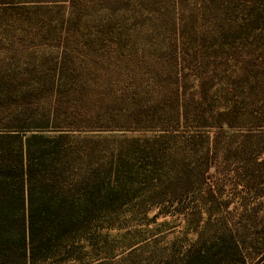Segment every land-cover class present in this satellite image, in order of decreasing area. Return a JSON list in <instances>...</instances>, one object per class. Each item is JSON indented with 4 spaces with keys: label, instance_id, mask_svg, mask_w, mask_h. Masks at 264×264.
<instances>
[{
    "label": "trees",
    "instance_id": "obj_1",
    "mask_svg": "<svg viewBox=\"0 0 264 264\" xmlns=\"http://www.w3.org/2000/svg\"><path fill=\"white\" fill-rule=\"evenodd\" d=\"M24 2L0 1V264H93L141 182L188 227L157 264H264L259 209L249 230L209 208L222 175L264 197V132H235L264 128V0Z\"/></svg>",
    "mask_w": 264,
    "mask_h": 264
},
{
    "label": "rangeland",
    "instance_id": "obj_2",
    "mask_svg": "<svg viewBox=\"0 0 264 264\" xmlns=\"http://www.w3.org/2000/svg\"><path fill=\"white\" fill-rule=\"evenodd\" d=\"M2 1V0H0ZM11 1V0H7ZM18 5H26L29 8L35 7L33 2H24L16 0ZM57 3L51 2L49 5L55 6ZM19 25L15 24L12 14L9 12L0 17V39L14 38L20 34ZM11 44V42H10ZM4 43H0V46ZM259 122L251 120L238 127L235 132L248 133L249 130L262 131L264 128H258ZM143 135V131H118L114 132L112 137L120 138L123 136ZM241 164H233L232 169L241 168ZM223 196L219 198L220 203L215 208L209 207L214 215L215 220L222 223H230L233 227H248L251 230V208L259 209L261 220H264V197L255 199L248 189L236 187L240 180L235 174L221 176L219 178ZM146 183H140L139 194L143 197L140 200L133 201L129 206L114 209L115 211L104 220V237L95 240L97 249L91 258L86 259L85 263L93 264H157L158 257L156 254V245L158 249L172 248L176 254L182 250V245L186 241L188 227L185 224L183 216L178 213L179 207L168 205H155L148 189L144 190ZM249 192V193H248ZM192 203L187 200V203ZM251 202L253 205H251ZM229 203L228 205H226ZM248 207L246 208L245 205ZM219 207V209H218ZM201 212L200 209H198ZM208 209L205 215H208ZM263 215V216H262ZM197 219L200 214L197 212ZM216 217V218H215ZM204 221L209 220L207 216L203 217ZM243 232V231H241ZM251 232V231H250ZM245 235H247L246 232ZM240 243L246 245L251 254V240L238 238ZM178 242V245L174 243ZM79 262H70L68 264H78ZM51 264H60L58 260ZM251 264V261L249 262Z\"/></svg>",
    "mask_w": 264,
    "mask_h": 264
}]
</instances>
